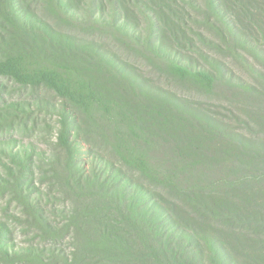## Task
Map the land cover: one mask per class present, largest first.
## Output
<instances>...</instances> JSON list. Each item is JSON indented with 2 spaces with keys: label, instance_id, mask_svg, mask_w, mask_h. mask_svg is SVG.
Wrapping results in <instances>:
<instances>
[{
  "label": "trees",
  "instance_id": "1",
  "mask_svg": "<svg viewBox=\"0 0 264 264\" xmlns=\"http://www.w3.org/2000/svg\"><path fill=\"white\" fill-rule=\"evenodd\" d=\"M192 36L248 75L203 50L213 70L180 61ZM263 45L264 0H0V79L57 116L61 228L22 195L31 156L5 181L50 241L67 237L46 264H264Z\"/></svg>",
  "mask_w": 264,
  "mask_h": 264
},
{
  "label": "rangeland",
  "instance_id": "2",
  "mask_svg": "<svg viewBox=\"0 0 264 264\" xmlns=\"http://www.w3.org/2000/svg\"><path fill=\"white\" fill-rule=\"evenodd\" d=\"M235 16L241 19L236 20L241 24L244 20L243 15ZM193 26L200 25L193 24ZM200 31L209 39L218 41L212 29L203 27ZM192 38L193 48L191 46L189 49L180 48L182 49L180 61L186 63L193 59L194 66L213 70L212 63L205 61L199 54L200 50H203L221 59L234 74L248 75L225 53V50L213 51L206 48L198 36H192ZM261 50L264 52V45ZM247 58L252 64H258L254 56L247 54ZM136 65L139 67V73H142L150 83L167 87L192 101L206 103L211 106V112L216 117L222 115L218 113L228 114L229 106L226 103L194 94L188 95L164 83L158 78V73L152 66L141 60ZM57 127V116L47 115L39 110L28 91L9 79H0V264H46L49 255L61 253V250L68 251L67 237L60 242L50 241L49 239L55 236L46 234L49 228L38 226L29 213L30 209L25 205V200L18 202L5 184V181L10 178L9 174L19 170L17 162H22L31 156L34 160L35 175L31 177L32 180H29L28 184L25 182L27 186L23 189L22 195L28 196V199H31L37 208L39 207L38 214L41 216L39 221L42 225L49 223L57 229L61 228L65 222L64 212L68 211L69 207L52 180L47 158L51 156L54 149L56 141L54 132ZM79 154L82 155L80 158L82 161H87L81 150ZM238 261L240 264H250L242 258Z\"/></svg>",
  "mask_w": 264,
  "mask_h": 264
}]
</instances>
